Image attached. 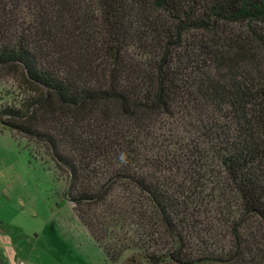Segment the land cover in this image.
I'll use <instances>...</instances> for the list:
<instances>
[{
	"label": "trees",
	"instance_id": "1",
	"mask_svg": "<svg viewBox=\"0 0 264 264\" xmlns=\"http://www.w3.org/2000/svg\"><path fill=\"white\" fill-rule=\"evenodd\" d=\"M0 68L109 261L264 264V0H0Z\"/></svg>",
	"mask_w": 264,
	"mask_h": 264
},
{
	"label": "rangeland",
	"instance_id": "2",
	"mask_svg": "<svg viewBox=\"0 0 264 264\" xmlns=\"http://www.w3.org/2000/svg\"><path fill=\"white\" fill-rule=\"evenodd\" d=\"M231 27L238 32L245 28L243 23ZM23 85L18 72L0 68V110L23 97ZM5 118L0 113L2 258L7 254L22 264H127L131 251L115 262L106 258L64 196L65 172L40 144L10 129Z\"/></svg>",
	"mask_w": 264,
	"mask_h": 264
},
{
	"label": "crops",
	"instance_id": "3",
	"mask_svg": "<svg viewBox=\"0 0 264 264\" xmlns=\"http://www.w3.org/2000/svg\"><path fill=\"white\" fill-rule=\"evenodd\" d=\"M5 254V253H4ZM5 257H6V259L8 260V262H9V264H17V258L15 257L14 259V261H13V259H12V257L11 258H8V256H7V254H5Z\"/></svg>",
	"mask_w": 264,
	"mask_h": 264
},
{
	"label": "built area",
	"instance_id": "4",
	"mask_svg": "<svg viewBox=\"0 0 264 264\" xmlns=\"http://www.w3.org/2000/svg\"><path fill=\"white\" fill-rule=\"evenodd\" d=\"M17 264H22V261H21V260H18V261H17Z\"/></svg>",
	"mask_w": 264,
	"mask_h": 264
}]
</instances>
